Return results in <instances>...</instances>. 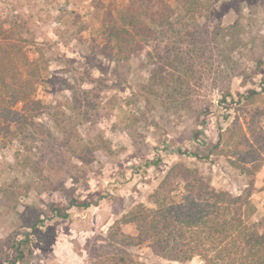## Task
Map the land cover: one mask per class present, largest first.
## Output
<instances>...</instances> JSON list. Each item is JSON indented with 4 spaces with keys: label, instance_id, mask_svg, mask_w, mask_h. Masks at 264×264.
I'll list each match as a JSON object with an SVG mask.
<instances>
[{
    "label": "rangeland",
    "instance_id": "rangeland-1",
    "mask_svg": "<svg viewBox=\"0 0 264 264\" xmlns=\"http://www.w3.org/2000/svg\"><path fill=\"white\" fill-rule=\"evenodd\" d=\"M200 1L202 24L215 27L207 40L230 78L225 91L206 82L198 53L189 80L195 91L184 97L148 88L149 67L170 40L141 38L128 58L112 61L102 31L111 12L128 7L150 20L167 14V4L176 8V0H0V40L29 72L42 69L45 88L33 96L47 106L24 131L0 123V263L15 262L14 243L27 234L16 264H87L99 237L137 234L124 216L149 204L165 176L166 191L178 178L182 185L178 171L169 172L176 164L210 188L250 191L253 218H264V0ZM27 14L33 16L21 31L15 22ZM18 45L34 60L18 58ZM82 77L90 81L87 98L79 93ZM146 159L160 161L144 165ZM128 250L134 264H204L198 256L166 260L145 243Z\"/></svg>",
    "mask_w": 264,
    "mask_h": 264
},
{
    "label": "trees",
    "instance_id": "trees-1",
    "mask_svg": "<svg viewBox=\"0 0 264 264\" xmlns=\"http://www.w3.org/2000/svg\"><path fill=\"white\" fill-rule=\"evenodd\" d=\"M175 5L178 6L170 8L169 4L165 5L162 9L167 7L166 11L169 12L155 18L149 16L150 20L142 19L128 7L117 12V15L111 12L109 18L102 23L107 43L111 44L110 59L119 61L128 58L141 38L170 40L164 44L163 53H157L158 64L149 67V89H153L152 85H158L166 90L170 89L171 95H192L195 90L190 86L189 80L197 72L195 59L198 53L203 57L205 81H210L221 90L227 89L230 73L226 74L228 72L222 70L218 58L220 53L214 51L211 42L207 40V35L211 32L209 30L215 27L211 28L204 22L202 24L204 14L201 11L205 8L203 2L176 0ZM178 8L183 11L182 15L187 20H191L190 23L181 22L180 15L175 11ZM32 16H18L21 21L15 22V27L22 31L24 24ZM199 26L205 32L202 38L197 36ZM25 30L27 31V27ZM141 33L145 35L142 36ZM24 38L25 36L19 34L15 40L22 41ZM18 47V58H22L25 64L34 60L24 48L20 45ZM13 51V47L9 50L7 44L0 40V123L24 131L28 123L33 124L32 119L38 114L35 111L47 108L42 100L35 99L36 95L33 96L37 90L45 88V80H41L42 69L38 66L29 72L25 65L18 64L14 60ZM94 75L90 70L85 77L91 80ZM170 79L174 81V86L168 83ZM81 81L79 93L87 98L89 91L86 87L90 85V81ZM224 81L225 84L222 85ZM252 93L255 91L244 95V100ZM196 132L203 133L202 129H197ZM176 151L180 153V149ZM159 161L146 159L144 165H158ZM184 166L176 164L169 170L170 174L178 171L175 176L181 177L182 185L178 178L172 182L173 187L166 191L164 183L168 177L165 176L148 195L149 204L140 202L132 206L124 216L136 224L137 234L119 238L112 231L99 237L96 239L98 243H94L95 252L87 264H134L136 261L128 249L139 248L143 243L154 254L170 261L188 260L198 256L204 264H264V218H253L257 209L249 199L250 191L232 195L210 188L199 178L190 177L191 170ZM36 226L34 221L32 227ZM118 234L123 235L121 232ZM27 239L26 234L23 240L14 243L16 260L24 257L22 246ZM106 240L109 242L106 243ZM118 240L123 243V248L112 245V241L117 244ZM16 260L12 262L16 264Z\"/></svg>",
    "mask_w": 264,
    "mask_h": 264
}]
</instances>
